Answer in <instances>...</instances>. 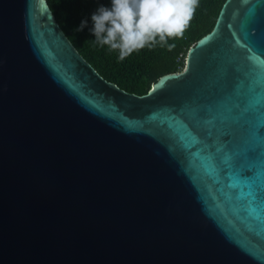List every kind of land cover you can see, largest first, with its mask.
<instances>
[{"label":"water","instance_id":"1","mask_svg":"<svg viewBox=\"0 0 264 264\" xmlns=\"http://www.w3.org/2000/svg\"><path fill=\"white\" fill-rule=\"evenodd\" d=\"M0 264H264V0L143 96L0 0Z\"/></svg>","mask_w":264,"mask_h":264},{"label":"trees","instance_id":"2","mask_svg":"<svg viewBox=\"0 0 264 264\" xmlns=\"http://www.w3.org/2000/svg\"><path fill=\"white\" fill-rule=\"evenodd\" d=\"M227 0H199V7L182 38L169 39L175 44L169 51L167 45L157 42L119 60L118 50L99 45L92 33V14L111 0H47L56 19L79 53L109 82L139 96L146 95L162 76L184 70L191 47L215 27L220 11ZM87 27L77 31L82 21ZM158 39V38H157Z\"/></svg>","mask_w":264,"mask_h":264},{"label":"clouds","instance_id":"3","mask_svg":"<svg viewBox=\"0 0 264 264\" xmlns=\"http://www.w3.org/2000/svg\"><path fill=\"white\" fill-rule=\"evenodd\" d=\"M198 7L199 0H111L110 8L101 5L92 14L91 31L99 45L118 50L120 61L157 42L171 51L175 44L168 40L183 37Z\"/></svg>","mask_w":264,"mask_h":264}]
</instances>
